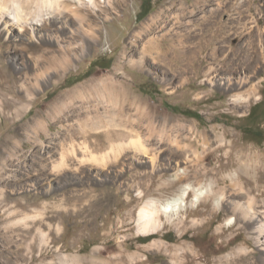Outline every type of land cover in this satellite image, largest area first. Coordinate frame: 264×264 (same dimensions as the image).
<instances>
[{
	"label": "rangeland",
	"instance_id": "374dc122",
	"mask_svg": "<svg viewBox=\"0 0 264 264\" xmlns=\"http://www.w3.org/2000/svg\"><path fill=\"white\" fill-rule=\"evenodd\" d=\"M94 2L89 14L76 3L94 23V40L69 13L75 39L57 19L43 25V41L30 26L7 35L0 27V264H264L253 220L230 208L247 194L264 204V118L259 141L244 133L251 106L264 101V0H213L208 9L196 0ZM181 2L182 18L166 19L170 34L208 30L217 53L205 46L197 60L169 53L162 64H138L134 32ZM159 27L150 35H162ZM158 39L167 51L169 36ZM105 130L113 140L119 131L138 136L149 150L112 155L106 165L70 150L85 139L92 149ZM188 182L221 187V204H192L190 191L173 220L161 215L156 231L140 232L144 203L165 202Z\"/></svg>",
	"mask_w": 264,
	"mask_h": 264
},
{
	"label": "bare ground",
	"instance_id": "6f19581e",
	"mask_svg": "<svg viewBox=\"0 0 264 264\" xmlns=\"http://www.w3.org/2000/svg\"><path fill=\"white\" fill-rule=\"evenodd\" d=\"M210 1L213 0H196V2L202 3L203 9L209 8L208 2ZM76 3L88 8L85 9L88 12V14L95 7L94 0H41V3L37 5L35 8H31L28 4L22 2L21 0H0L1 30L4 32L5 35H7L9 29L8 27H13L17 32L23 33L27 30V26H30L31 28L34 29L33 31H35L36 33L35 36L39 37L40 41H43L42 40L43 35L38 34L41 33V29L43 25L47 22L48 19H54V20L57 19L59 25L62 28H67L69 30L70 39H75L77 36L76 32L78 31L71 29L70 21L66 17V14L69 13V14H74L76 16L77 15L80 16L81 20L85 22L84 24L88 26L84 32H81L83 33L82 35H84L85 38H88L89 40H94L96 38L94 35L96 31L94 30L95 28L93 26L94 23L90 22L89 20L87 21L84 18L85 16H88V14L81 13V9L78 6H76ZM185 8L186 7L183 5V2H181L179 8L174 5L170 8L168 7L166 10H161L158 13L153 14L149 18V20L145 22L142 28L140 29L138 28L134 32L133 36L137 37L136 40L138 39L142 45L141 46L142 52L140 53V58L138 61H136L138 64L144 62L145 57H148L150 59V62L153 64H158V65L162 64L163 63L162 59L166 58L167 54L169 53L174 58L175 57L178 58V56L180 55H185L188 57V59L193 58L194 60L197 56L202 54L205 46L211 49V52H209L210 54L215 55L217 53L216 47L215 46L213 47V45H211L215 41L214 35L208 33V30L204 34L200 32L195 35H188L187 34L188 31L186 29L184 32L174 31L175 33L174 34L172 33L173 34L172 37V34H170L169 32L170 30L167 28L168 24L166 19L168 17V14L173 13L172 16L177 20L179 18H182ZM212 11L215 12L214 10ZM205 17L206 20L209 19L208 16ZM210 25L212 24L207 23L205 25V28H210ZM159 26L163 30V34L160 35L159 37H163L164 35L165 37L169 36L170 38L169 40L171 41L169 43V48L167 51L162 50L161 42L158 41L159 37H156L154 34L150 35L152 31L158 30ZM198 38L199 40L195 41ZM203 38L204 41L201 40ZM45 40H47V38H45ZM54 40L59 42V40L61 41V38L54 37ZM136 40L134 41L132 40L131 42L133 43ZM260 42L261 45L264 47L263 30L260 32ZM190 63L191 62L188 61V64ZM248 65L250 64H246V66ZM211 68L212 65L211 66L208 65L206 71H209V69ZM237 83L240 84L241 80H239ZM108 124L109 126H113L114 129L117 128V126H119L115 117H112L110 120H108ZM109 132L110 131L105 130L102 133V135L98 136L97 141L92 144V149H90L89 147L90 144H88L87 139H85L83 142H80L77 145V147L74 144H72L70 146V150H72V153L75 155L76 150L80 149L82 151L81 153L84 155V157L80 159L81 161L86 160L90 162H95L99 165L100 164L106 165L107 163H109L110 157L112 155H119L122 152H127V151H131L133 155H137L141 153L144 154L149 150V148L146 147V145L138 136L130 137L126 139V132L119 131L115 135L116 140H113L112 133ZM62 160L63 159H61V162ZM149 161L151 167L153 168L156 167L154 154H152ZM61 165L62 163L56 165V170L54 173L60 172ZM242 170L245 173H247V175H252L251 173L248 172V169L242 168ZM230 180L232 181L231 184L232 186H238L240 189H242V184L240 183L238 178H235L234 175H230ZM190 191L193 192L192 194L194 196V198L191 201L192 204H196L202 200L212 198L216 208L222 202L223 191L221 187L214 188L213 186H211L207 189H204L203 187H199L198 184L194 185L193 183L188 182V184H185V186L181 188L180 193L176 194L170 199L167 200L165 199L166 200L165 202L158 203L154 199L147 200L144 203V205L140 208L138 213V230L144 233H151L156 231V229L159 228L163 222L161 215H164L168 221L173 220L176 214L179 213L181 209H185L187 194L189 195ZM247 196H248V200L246 202H240V201L233 202L232 200H230V208L233 212L241 214L243 218L248 220H253V226H252L253 232L255 233V237L258 245L263 251V259H264V204H262L260 207H255L253 206L252 203L256 200V198L249 194H247ZM195 222L198 221L193 219V223ZM39 232L42 235L44 234V231L40 229ZM151 245L152 246L154 245L156 247L158 245V241L153 240Z\"/></svg>",
	"mask_w": 264,
	"mask_h": 264
},
{
	"label": "trees",
	"instance_id": "16d2710c",
	"mask_svg": "<svg viewBox=\"0 0 264 264\" xmlns=\"http://www.w3.org/2000/svg\"><path fill=\"white\" fill-rule=\"evenodd\" d=\"M263 102L264 101L261 100L253 104L247 115V119L251 122L246 125L244 133L252 141H259L261 139L260 133L263 132V130L260 128V120L261 118H264V109L262 108ZM183 113L196 117L197 119H201L200 113L188 110L183 111Z\"/></svg>",
	"mask_w": 264,
	"mask_h": 264
}]
</instances>
